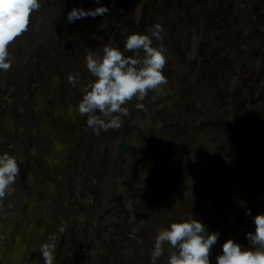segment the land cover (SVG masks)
<instances>
[{"label": "rangeland", "instance_id": "1", "mask_svg": "<svg viewBox=\"0 0 264 264\" xmlns=\"http://www.w3.org/2000/svg\"><path fill=\"white\" fill-rule=\"evenodd\" d=\"M40 2L0 70V152L23 161L0 201V264H45L50 238L54 264H151L157 230L192 215L219 232L212 264L227 238L250 245L247 210L264 212V0ZM98 4L109 11L68 21ZM157 22L168 82L97 135L76 109L87 51Z\"/></svg>", "mask_w": 264, "mask_h": 264}, {"label": "clouds", "instance_id": "2", "mask_svg": "<svg viewBox=\"0 0 264 264\" xmlns=\"http://www.w3.org/2000/svg\"><path fill=\"white\" fill-rule=\"evenodd\" d=\"M40 7V0H0V70L11 68L10 43L27 31L32 12ZM108 11L109 7L105 4L87 9L74 6L67 13V19L75 22L78 18L95 17ZM163 32V25L157 22L147 31L128 32L123 48L106 43L102 53L87 51L84 63L94 78L86 85L76 109L81 116H86L87 126L97 135L101 130L121 128L124 118L130 114V101H135L136 109L143 110V101L149 91L157 90L168 82L163 70L167 50L153 44V39L161 38ZM77 79L78 75H69L73 85ZM21 163L23 161L17 155L9 151L0 152V201L14 191ZM247 211L255 224L254 230L246 233L250 245L227 238L215 257L216 264H264V212L252 214L251 209ZM218 236V231H209L194 215L174 218L157 230L151 264H157L163 255L165 242L171 246L167 264H212L210 250ZM50 239L52 242L40 245L45 264H54L57 245L55 238Z\"/></svg>", "mask_w": 264, "mask_h": 264}, {"label": "trees", "instance_id": "3", "mask_svg": "<svg viewBox=\"0 0 264 264\" xmlns=\"http://www.w3.org/2000/svg\"><path fill=\"white\" fill-rule=\"evenodd\" d=\"M121 153L123 154V153H125L126 151H127V146L125 145V144H121ZM253 160H254V156H253V154H250L248 157H247V165L248 166H251L252 165V162H253Z\"/></svg>", "mask_w": 264, "mask_h": 264}]
</instances>
